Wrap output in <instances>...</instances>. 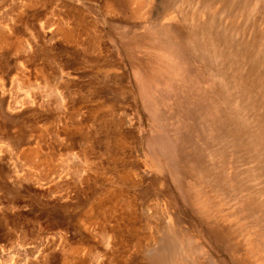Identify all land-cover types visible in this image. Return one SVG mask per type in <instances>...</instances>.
Here are the masks:
<instances>
[{"label":"rangeland","instance_id":"obj_1","mask_svg":"<svg viewBox=\"0 0 264 264\" xmlns=\"http://www.w3.org/2000/svg\"><path fill=\"white\" fill-rule=\"evenodd\" d=\"M164 259L264 264V0H0V264Z\"/></svg>","mask_w":264,"mask_h":264},{"label":"bare ground","instance_id":"obj_2","mask_svg":"<svg viewBox=\"0 0 264 264\" xmlns=\"http://www.w3.org/2000/svg\"><path fill=\"white\" fill-rule=\"evenodd\" d=\"M230 2V1H229ZM229 4V3H228ZM231 6V5H230ZM229 8V7H228ZM236 8V7H235ZM230 9V8H229ZM134 10V9H133ZM136 12H137V10H136ZM222 13V12H221ZM225 14V13H224ZM211 19V18H210ZM203 26H204V24H203ZM220 27V26H219ZM222 27V26H221ZM203 28V27H202ZM208 29H209V27H207ZM221 30V29H220ZM219 30V31H220ZM225 30H226V28H225ZM222 31V30H221ZM227 31V30H226ZM213 32V31H212ZM222 34V33H221ZM230 35V34H229ZM232 41V40H231ZM246 41V40H245ZM227 42V41H226ZM162 43V42H161ZM258 43H259V41H258ZM230 44V43H229ZM245 44V43H244ZM251 44V43H250ZM212 45V44H211ZM221 45V44H220ZM257 45V44H256ZM178 46H179V43H178ZM230 46H231V44H230ZM229 45H228V47H230ZM236 46V45H235ZM180 48H181V46H179ZM183 48L185 47V46H182ZM213 47V46H212ZM227 47V48H228ZM242 47V46H241ZM179 48V49H180ZM182 48V49H183ZM237 48V47H236ZM185 49H187V47L185 48ZM233 50V49H232ZM236 51V50H235ZM234 51V52H235ZM199 52H200V55L202 56V57H204V59L203 60H206V58L208 57V49H207V47H200V49H199ZM263 52V51H262ZM238 53H239V51H238ZM246 54V53H245ZM257 54V53H256ZM259 54H261L260 52H259ZM262 55H263V53H262ZM237 56V54H234V57H236ZM258 56V55H257ZM238 57H239V54H238ZM190 59H192V58H190ZM211 59H212V57H211ZM258 59V58H257ZM245 60V59H244ZM255 61H257V60H254L253 59V62H255ZM242 62V61H241ZM245 62V61H244ZM258 62H259V60H258ZM200 68V67H199ZM203 69H204V66H203ZM199 70V69H198ZM204 71H206L205 69H204ZM197 73V72H196ZM242 79L240 78V80H237V85L235 86V88L236 87H238L240 90H242L241 88H242V81H241ZM239 83H240V85H239ZM219 88H220V86H219ZM243 91V90H242ZM252 109V108H251ZM174 235V234H173ZM168 238V237H167ZM175 238V237H174ZM159 239H160V236H159ZM173 239V238H172ZM176 239V238H175ZM165 240V239H164ZM169 241V240H168ZM161 242V241H160ZM176 242V241H175ZM168 243V242H167ZM171 243V242H170ZM181 243V242H180ZM187 243V242H186ZM163 244V243H162ZM165 244V243H164ZM184 244V243H183ZM171 246V245H170ZM181 247V246H180ZM158 248H160V247H158ZM164 249V247H161V249ZM166 248V247H165ZM161 249H159V250H161ZM182 249V248H181ZM173 250V249H172ZM176 250V249H175ZM154 251V250H153ZM163 252V251H162ZM147 253V252H146ZM159 253V252H158ZM161 253V252H160ZM178 253V252H177ZM167 254V253H166ZM154 255V254H153ZM164 255V254H163ZM178 255V254H177ZM158 256V255H157ZM156 256V257H157ZM184 256V255H183ZM144 257H145V254H144ZM150 257V256H149ZM154 257V256H153ZM153 257H152V259H153ZM164 257H166V256H164ZM169 257V256H168ZM167 258V257H166ZM159 259H163V257L162 258H159ZM145 260V259H144ZM168 260V259H167ZM154 261H156V259L154 260ZM161 261V260H160ZM158 262V264H162L163 262H165V259L162 261V262H159V260L157 261ZM170 262V261H169ZM152 263V262H151ZM154 264V263H153Z\"/></svg>","mask_w":264,"mask_h":264}]
</instances>
